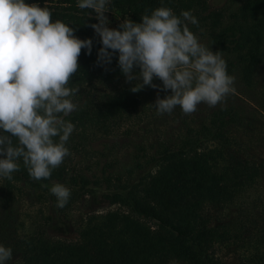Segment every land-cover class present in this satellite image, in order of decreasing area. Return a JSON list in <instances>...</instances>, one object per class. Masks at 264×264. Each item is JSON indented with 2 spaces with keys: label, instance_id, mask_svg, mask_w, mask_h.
<instances>
[{
  "label": "trees",
  "instance_id": "obj_1",
  "mask_svg": "<svg viewBox=\"0 0 264 264\" xmlns=\"http://www.w3.org/2000/svg\"><path fill=\"white\" fill-rule=\"evenodd\" d=\"M78 2L25 0L49 8L53 22L60 20L74 28L78 38L93 41L91 55L81 50L80 69L69 82L70 87L80 89L73 97L78 109L65 117L75 125L69 138L78 137L73 141L74 149L88 134L92 135L89 142L106 135L114 124L156 95L154 92L163 97L167 94L148 86L131 92L134 82H126L116 55L111 64L97 65L100 39L89 26L96 22L94 11L80 9ZM161 4L177 16L182 11L191 12L198 24L186 22L189 29L196 36L206 32L211 50L228 55V74L244 90L253 92L255 104L264 112V79L258 84L264 67V0H243L241 8L246 14L236 27L223 21L222 8L213 7L214 0H111L109 7L138 23L145 9L151 11ZM235 36H239L238 41ZM153 83L162 87L159 79ZM236 123L231 107L218 108L197 129L187 128L174 140L158 142L145 169L132 159L133 167L140 171L131 175L128 165L124 168L126 177L118 170L109 172L113 168L109 164L86 176L67 156L50 179L36 181L20 158L19 171L12 179L2 178L3 201L15 184L22 183L46 193L48 211L33 231L23 234L11 247L17 257L12 264H170L173 260L179 264H264V228L239 217L218 219L210 212L225 211L261 175L260 165L233 159L227 151L229 128ZM53 182L71 190L63 208L56 206V197L50 192ZM80 199L92 206L105 202L123 209L98 213L88 205L91 210L76 217L70 206ZM221 245L251 248L245 255L241 252L237 261H227L215 254Z\"/></svg>",
  "mask_w": 264,
  "mask_h": 264
},
{
  "label": "clouds",
  "instance_id": "obj_2",
  "mask_svg": "<svg viewBox=\"0 0 264 264\" xmlns=\"http://www.w3.org/2000/svg\"><path fill=\"white\" fill-rule=\"evenodd\" d=\"M110 3L78 2L80 9L95 13L97 23L89 26L101 44L96 63L111 64L116 55L126 82H134L133 93L145 86L170 90V95H157L151 104L158 114H171L177 106L184 114H192L200 103L215 107L234 91L235 78L228 74L222 52L200 43L189 29L188 23L198 24L190 11L177 16L161 4L151 11L145 9L138 23L127 18L110 28L105 15ZM74 32L60 20L53 22L47 7L25 0H0V178L11 180L22 158L31 178L48 180L70 155L66 143L75 125L65 117L78 109L73 97L80 89L70 87L69 82L80 69L81 50L91 55L93 44ZM50 192L60 208L71 195L58 182L52 183ZM12 256V249L0 244V264H8Z\"/></svg>",
  "mask_w": 264,
  "mask_h": 264
},
{
  "label": "rangeland",
  "instance_id": "obj_3",
  "mask_svg": "<svg viewBox=\"0 0 264 264\" xmlns=\"http://www.w3.org/2000/svg\"><path fill=\"white\" fill-rule=\"evenodd\" d=\"M242 2L243 0H214L213 7H221L223 21L236 27L242 20L241 16L246 14V10L241 8ZM109 9L105 13L110 22L108 27L117 28L125 18L121 17L117 10L111 7ZM197 37L200 43L211 46L206 32ZM235 38L238 41L239 36ZM227 56H223L225 61L230 60L225 59ZM259 75L258 84L264 79V67L259 71ZM169 91L165 95H170ZM158 93V91L154 92L156 95L140 104L128 117L114 124L106 135H98L94 141L89 142L92 135L88 134L87 139L83 140L76 149L71 147L78 137H72V141L68 140L70 163H76V167L83 169L86 176L90 173H98L100 167L105 164L112 165L113 168H109V172L118 170L124 177H126L124 168L129 165L132 170L131 175H136L140 170L133 167L132 159L136 158L134 160L140 161L139 163L143 165L142 169H145L146 160L154 152L158 142L166 143L167 138L174 140L187 128L197 129L218 108L231 107L236 113L237 123L236 126L231 125L229 128L230 146L227 151L233 159H245L260 165L261 175L239 199H236L234 202L236 205L228 206L225 211L212 209L210 212L218 219L239 217L249 220L258 228H264V112L255 104L253 92H247L235 80L234 91L223 103L215 107L200 103L194 113L187 115L179 106L171 114H158L151 105L154 104ZM160 98L164 97L160 96ZM21 184H15L16 186L6 193L7 200L4 202L1 193L2 178H0V244L5 247L11 248L23 234L33 231L41 222V215L48 211L46 193ZM88 205L92 206L91 203L80 199L71 204L70 208L77 217L88 209L91 210L87 208ZM92 208L98 213L123 209L117 204L105 202L93 205ZM144 220L145 223L153 225L152 222ZM241 246L242 248L236 245L217 246L215 254L223 260L237 261L241 252L245 255L248 248H251L249 245ZM16 260V253L13 252L12 260L8 264Z\"/></svg>",
  "mask_w": 264,
  "mask_h": 264
}]
</instances>
